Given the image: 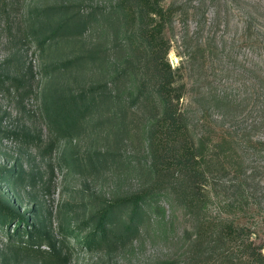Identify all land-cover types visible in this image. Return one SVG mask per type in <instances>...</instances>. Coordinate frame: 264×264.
I'll return each instance as SVG.
<instances>
[{
  "label": "rangeland",
  "instance_id": "obj_1",
  "mask_svg": "<svg viewBox=\"0 0 264 264\" xmlns=\"http://www.w3.org/2000/svg\"><path fill=\"white\" fill-rule=\"evenodd\" d=\"M116 2L0 0V72L12 57L14 69L25 66L33 77L24 100L0 88V198L25 218L27 232L38 226L60 242L62 256L48 254V238L38 241L41 255L10 245L13 219L0 228V264H250L240 247L247 237L232 247L207 240L232 224L264 245V0L161 1L169 13L160 35L168 45L164 61L174 71L178 110L200 152V202L191 207L181 189L163 191L139 211L138 232L124 243H82L92 214L153 184L146 132L158 111L127 101L138 78L150 80L152 73L125 44L123 23L108 10ZM62 7L98 12L83 35L60 31L39 52L38 40L24 39L27 14ZM47 15L34 25L41 38L67 16ZM88 51L99 52L100 61L60 69L71 54ZM127 66L130 74L117 77ZM110 81L107 99L70 140L57 134V124L50 126L47 120L56 119L50 102L62 92ZM113 219L118 231L126 227V216ZM69 230L86 231L77 238Z\"/></svg>",
  "mask_w": 264,
  "mask_h": 264
},
{
  "label": "trees",
  "instance_id": "obj_2",
  "mask_svg": "<svg viewBox=\"0 0 264 264\" xmlns=\"http://www.w3.org/2000/svg\"><path fill=\"white\" fill-rule=\"evenodd\" d=\"M161 1L117 0L114 6L108 9L116 14L123 23L125 44L142 61L139 62L142 64V68L148 70L149 74L152 73L150 80L148 75L138 78L136 92L127 101L129 106L140 104L143 107H150L158 111V114L152 118L146 132L153 184L150 188L131 197L117 199L92 214L89 218L92 224L86 228L87 230L92 227L91 231L84 236L82 241L88 248L99 247L102 243L110 242V239L120 244L124 243L126 238L138 232L139 226L136 218L139 211L150 207L153 203V197L163 191H179L181 189L183 198L191 207H195L200 202L198 194L204 180V173L198 161L200 152L198 146L189 137L182 115L178 110L174 71L164 61V57L168 53V45L160 39V35L169 13L162 8ZM62 11L67 14L65 19L58 23L45 38H41L42 32L34 26L36 21L41 17H47L50 12L55 14ZM97 12L92 11V9L87 11L76 10L73 7L31 11L27 14L24 39L31 43L38 40L36 43L39 52H43L47 43L52 41L49 39L55 37L56 33L60 31L66 30L70 36L83 35L86 31L83 34L81 31L87 29L91 18ZM98 61H100V53L96 51L73 53L71 58L60 65V69L73 70L82 64L90 62L94 65ZM12 62L13 58L10 57L1 67L0 88L13 90L17 97L24 100L32 93L30 82L33 77H31V70L25 66L14 69ZM130 70L128 66L118 68L116 76L129 75ZM112 84L113 82L110 81L103 83L102 86H84L75 90L70 88L62 92L60 96L50 102L53 107L52 112H55V122L52 118L48 119L47 114H45L50 126L53 125L52 123L57 124L55 126L58 129L57 134L65 135L67 133V140H70L78 124L88 119L90 112L107 99V94L110 93L107 90ZM48 109L50 108H47V111ZM19 180L22 179L19 178ZM17 211L9 202L0 198V228L8 227L9 223L16 219L13 232L11 233L9 228L7 230L9 244L29 256L41 255L44 252L39 250L41 241H38L48 238V235L38 226L27 232V229L21 226V223H26V220L23 216H19ZM114 216H126L127 224L122 231H118L114 227ZM85 231L81 230L76 234L71 233L73 231L70 230L67 232L73 234V237L79 238L78 236ZM246 233L245 227L239 228L228 224L217 229L215 233H210V240H207V243L212 246L216 242H221L225 247H232L247 237L246 242L242 243L241 246L239 245L243 250L245 259L250 264H264V254L261 252L264 245L262 247L254 245L248 241L249 237L246 236ZM45 243L50 249L48 254L51 257L57 260L62 257L60 256V242L50 237ZM35 246L38 248L35 249Z\"/></svg>",
  "mask_w": 264,
  "mask_h": 264
}]
</instances>
